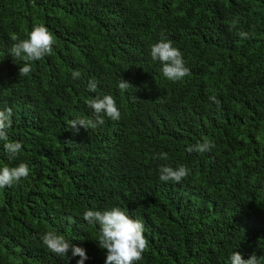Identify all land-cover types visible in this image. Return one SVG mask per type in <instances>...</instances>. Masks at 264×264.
Returning a JSON list of instances; mask_svg holds the SVG:
<instances>
[{"label": "trees", "instance_id": "trees-1", "mask_svg": "<svg viewBox=\"0 0 264 264\" xmlns=\"http://www.w3.org/2000/svg\"><path fill=\"white\" fill-rule=\"evenodd\" d=\"M34 24L52 33L53 52L18 76L10 36L25 39ZM161 32L190 70L178 82L150 57ZM121 78L132 85L123 93ZM97 94L113 96L120 120L69 128L91 117L86 101ZM4 107L13 109L9 140L22 149L9 160L0 142V168L24 162L30 174L0 189V264H67L40 239L51 230L86 250L84 264H105L98 226L83 213L111 207L144 224L137 264L264 256V0H0ZM203 138L210 152L186 151ZM161 152L167 160L154 158ZM163 165L190 174L163 183Z\"/></svg>", "mask_w": 264, "mask_h": 264}, {"label": "clouds", "instance_id": "clouds-1", "mask_svg": "<svg viewBox=\"0 0 264 264\" xmlns=\"http://www.w3.org/2000/svg\"><path fill=\"white\" fill-rule=\"evenodd\" d=\"M233 25L237 21L231 22ZM242 39L248 38L249 33L240 31L237 33ZM13 42L8 49L13 61H22L23 66L19 67L18 76H28L32 71V63L42 60L53 52L55 39L52 33L43 24H34L31 31L27 33V38L21 39L17 34L10 36ZM150 57L152 61L159 62L162 75L165 79L172 82H178L190 75V70L185 66L182 52L173 46V42L168 39L163 32L157 42L150 45ZM81 73L78 70L72 72V79L79 80ZM97 81L89 80L87 90L91 93L97 92ZM132 85L123 80L118 82V89L123 93ZM209 100L219 103L217 97L213 94ZM87 106L92 110L90 118L76 117L70 119L68 127L78 131L83 128L86 131L95 129L105 123V119L119 121L121 112L117 107L116 100L111 95H99L89 98ZM13 123V109L4 107L0 109V142H3V149L9 160H15L21 149L22 144L19 141L9 140L7 130ZM214 147L213 142L208 138L197 140L194 144L186 147L188 153H206ZM155 159L167 160L168 154L161 152ZM30 174L28 165L20 162L14 167L4 166L0 168V189L12 187L22 179H27ZM190 174V169L184 165L176 168L163 165L159 168V180L163 183L179 184ZM65 219L69 223H75L73 217L68 216ZM83 220L89 225L98 226V245L99 248L106 250L105 264H137L143 258V253L148 248V241L144 236V224L132 219L119 207H111L105 210L89 209L83 213ZM47 250L56 256L66 259L67 264L75 257H80L76 264H84L88 259L86 250L74 245L67 240L64 235L58 234L56 230L46 231L40 237ZM71 253V255H69ZM230 264H261L264 256L257 257L253 253L248 259H244L239 251L233 252L229 256Z\"/></svg>", "mask_w": 264, "mask_h": 264}]
</instances>
